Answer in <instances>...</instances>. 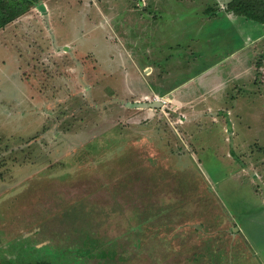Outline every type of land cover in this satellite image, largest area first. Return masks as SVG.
<instances>
[{
	"label": "rangeland",
	"instance_id": "rangeland-1",
	"mask_svg": "<svg viewBox=\"0 0 264 264\" xmlns=\"http://www.w3.org/2000/svg\"><path fill=\"white\" fill-rule=\"evenodd\" d=\"M143 1L40 0L0 29V264H264V43L230 66L252 34L197 3L231 0ZM169 3L128 34L127 6ZM168 57L182 96L137 107Z\"/></svg>",
	"mask_w": 264,
	"mask_h": 264
},
{
	"label": "crops",
	"instance_id": "crops-1",
	"mask_svg": "<svg viewBox=\"0 0 264 264\" xmlns=\"http://www.w3.org/2000/svg\"><path fill=\"white\" fill-rule=\"evenodd\" d=\"M189 1L194 4L195 1L197 3V2H200L201 0H195L193 2L191 0H189ZM167 2H168V0H167ZM153 3H154L153 1H149V0H147L146 2L143 1V2L139 3L140 6L137 5L135 8L140 7L142 10H147L148 7L150 6V4H153ZM197 5L202 6L201 14L203 15L204 19H206V17H210L211 19H218L223 14L228 23H230L234 26L237 25V27L239 25L240 26L242 25V27H246V29L249 30V33L252 34L251 35V36H253L252 38L247 36L245 38V40H243L241 42V45H238V47H235V48L233 47V48L229 49V54L227 55V58L229 55L231 56L230 59L228 60V61H231L230 66H234L235 63H237V64L238 63H241V64L244 63L245 64V59L249 60L251 57L255 58V56H258V54H260V53L257 54V52L255 53V51L259 50L260 45L264 43V25L263 24H259L255 21L246 19V18L241 17V16H236L233 13L227 12V10H223L220 12L221 13L220 15L219 14L217 15V13L211 12V10H209L208 4L197 3ZM227 5H228V3H226V7H227ZM221 7L224 8L223 5H221ZM133 9H130V7L127 6L126 12L131 17V19L134 18V19H132L134 21H131L132 29H130L128 34L132 35V32L135 31L131 37L135 38L136 35H140L143 38L142 39V42H143L144 40H148V37H149V35L147 34V31H148L147 28L151 27V25L154 24L155 20H156L155 23L158 24L159 19L166 18L168 10H174L175 9V3H169V5H165V6L160 4V7H159V5H157V9L161 10L162 13H160V15H156V17H153V15L151 16L150 14H148V15H145L143 13L137 14V13H135V12H137V10L136 9L133 10ZM208 12H209V16H208ZM131 13L136 14V15L131 16L130 15ZM116 16H117L118 20H120L121 15L119 14ZM136 17H138L139 19H135ZM209 21H210V19H209ZM248 21L251 24L248 23ZM139 27H140V30H138ZM142 28H143V30H142ZM0 36H2V34H0ZM145 50L150 51V52H152V51L155 52V50L149 49L148 46L145 47ZM3 52L6 53L9 57L13 53V52L10 53L8 50H6V47H4ZM158 52L160 53L158 55L159 61H161L163 59V56H162L163 53H161V52H163V51L160 49V50H158ZM261 54H263V53H261ZM100 55L103 56L104 54H100ZM105 56L108 59L112 58V56L109 55V53H106ZM172 59L173 58H171V57H168L167 60L165 59L166 61L164 63V66L153 63V64H147L143 68V74H145V73L147 74L145 76V79H144V82L146 81V84L148 86L147 87L148 89L146 90V92L148 94H153L155 97L157 96L160 99L165 100V103L171 102L170 97L175 99L179 95L182 96V94H176V93H179L181 88H186V86H183L184 83H180L179 85L169 86V85H171V82H174V78H172V73H170V71H171L170 68L172 67V64L178 65V63L177 62L175 63L174 59L173 60ZM3 62H4V64H6L5 61H3ZM192 63H193V61L191 63L187 62L186 66H189ZM255 64L256 63H254V66H255ZM222 65L223 64H221V66H219V68H221ZM251 65H253V64H251ZM184 66H185V64H184ZM165 68H167V69H165ZM212 68H214V67H212V65H211L209 67V69H207L206 71H202V74L203 73L204 74H203V77L201 80H204V82H203L204 85H206L207 82L209 81V77L211 78V76H215L217 73V72L212 73ZM144 69H147V70H144ZM240 69H241V72L239 75H241V74L244 75V73H249V68L245 69L244 67H241ZM205 72H207V73H205ZM250 73L254 74V70L251 69ZM107 79L109 81L107 80L106 82L111 83V81H110L111 79L109 77ZM189 90L190 89H188L187 92L190 93ZM182 91H184V89ZM181 96H179V97H181ZM150 97H151V95H149V98ZM149 98H144V99H149ZM177 100H179V99H177Z\"/></svg>",
	"mask_w": 264,
	"mask_h": 264
},
{
	"label": "trees",
	"instance_id": "trees-1",
	"mask_svg": "<svg viewBox=\"0 0 264 264\" xmlns=\"http://www.w3.org/2000/svg\"><path fill=\"white\" fill-rule=\"evenodd\" d=\"M40 0H0V29L5 27L19 16L25 14L31 7L39 4ZM227 12L236 16L255 21L264 25V0H231L226 7ZM255 67H264V54L259 57ZM89 239L86 240L88 243ZM92 244V241L90 240ZM88 253V251L86 252ZM4 264V263H2ZM5 264H10L6 262ZM26 264H52L47 260L37 261L36 263Z\"/></svg>",
	"mask_w": 264,
	"mask_h": 264
},
{
	"label": "water",
	"instance_id": "water-1",
	"mask_svg": "<svg viewBox=\"0 0 264 264\" xmlns=\"http://www.w3.org/2000/svg\"><path fill=\"white\" fill-rule=\"evenodd\" d=\"M161 104L160 103H157V102H152V103H137L136 106L137 107H140V108H143V107H153V108H156L157 106H160Z\"/></svg>",
	"mask_w": 264,
	"mask_h": 264
},
{
	"label": "built area",
	"instance_id": "built-area-1",
	"mask_svg": "<svg viewBox=\"0 0 264 264\" xmlns=\"http://www.w3.org/2000/svg\"><path fill=\"white\" fill-rule=\"evenodd\" d=\"M155 99H156V100H155L156 102H157V101H160V102H157V103H160V104H161V103H162V104H164V103H165V100H163V99H160V98H159V97H157V96L155 97ZM155 101H154V102H155Z\"/></svg>",
	"mask_w": 264,
	"mask_h": 264
}]
</instances>
